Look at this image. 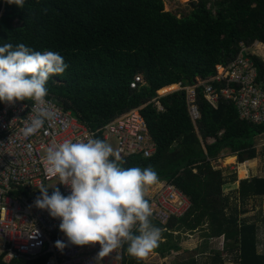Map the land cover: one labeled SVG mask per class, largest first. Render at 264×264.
<instances>
[{"label":"trees","instance_id":"obj_1","mask_svg":"<svg viewBox=\"0 0 264 264\" xmlns=\"http://www.w3.org/2000/svg\"><path fill=\"white\" fill-rule=\"evenodd\" d=\"M189 1L191 10L178 15L165 9L164 0H25L23 8L0 0V46L24 43L36 51L58 52L68 67L50 76L48 96L92 130L140 107L156 150L148 157L121 156L123 166L152 167L159 181L172 182L190 200L188 211L165 225L151 219L163 237L152 251L164 257L178 248L181 233L202 230L207 239H224L213 262L264 264L259 224L242 217L245 209L224 193L236 173L227 178L213 163L224 154L237 156L238 162L257 157L256 138L264 139V122L241 119L233 100L210 102L202 87L195 122L184 90L158 95L161 88L175 87L164 88L168 85L215 75L217 66L231 62L242 46L264 88V60L250 52L255 42L264 45V0ZM136 75L143 82L131 87ZM235 190L242 203L264 196V175L239 180ZM191 258L188 264H196ZM0 264H45V257L0 258ZM123 264L143 261L126 253Z\"/></svg>","mask_w":264,"mask_h":264},{"label":"built area","instance_id":"obj_2","mask_svg":"<svg viewBox=\"0 0 264 264\" xmlns=\"http://www.w3.org/2000/svg\"><path fill=\"white\" fill-rule=\"evenodd\" d=\"M256 67L248 56V48L241 51L229 63L218 65L215 75L198 79L194 84L168 85L184 90L188 113L193 122L200 117L197 105L198 88L212 103L219 99L233 100L241 119L253 124L264 122V88L256 80ZM141 75H136L131 87L142 83ZM217 84L215 86L214 84ZM158 91L162 96L172 91ZM173 89V88H172ZM58 109L54 121H46L35 135L25 138L22 129L30 123L34 115L31 100L16 101L14 104H0V258L9 262L13 259H35L45 257V264H96L100 251L99 244L76 246L69 244L59 230V218H53L46 209L35 207L34 201L40 196L41 184L59 188L62 195L70 194V188L60 184L58 177L46 174L43 157L49 147L65 139L76 142L89 135L112 145L121 156L142 153L151 156L156 145L150 137L147 124L139 108L124 112L102 127L92 130L85 123L65 110L52 97L45 98ZM154 98L158 110L162 105ZM264 144V143H263ZM145 198L152 208V217L165 225L170 218L184 215L189 207V198L172 182L159 181L150 186ZM38 230V235L29 238ZM135 231V229H134ZM57 240L67 246L61 251L54 245ZM125 246L104 257L100 264H123L126 257Z\"/></svg>","mask_w":264,"mask_h":264},{"label":"clouds","instance_id":"obj_3","mask_svg":"<svg viewBox=\"0 0 264 264\" xmlns=\"http://www.w3.org/2000/svg\"><path fill=\"white\" fill-rule=\"evenodd\" d=\"M7 2L23 8L25 0ZM67 67L58 52L36 51L24 43L0 46V102L34 103V115L22 129L25 138L56 119L59 110L45 99L46 84L50 76L64 73ZM43 162L46 174L58 177L70 194L64 196L54 186L49 195V187L41 184L35 207L60 219L59 230L69 244H99L96 264L125 245L130 256L141 259L158 246L161 229L152 224V208L145 198L148 187L159 182L152 167L125 168L123 158L110 144L91 135L86 141L65 139L54 144ZM36 235L34 229L29 238ZM54 246L62 251L67 245L57 240Z\"/></svg>","mask_w":264,"mask_h":264},{"label":"rangeland","instance_id":"obj_4","mask_svg":"<svg viewBox=\"0 0 264 264\" xmlns=\"http://www.w3.org/2000/svg\"><path fill=\"white\" fill-rule=\"evenodd\" d=\"M164 4L166 10L173 11L178 15L181 13H188L192 8L189 0H164ZM250 52L257 54L264 60L263 44L258 45L255 42V46L250 48ZM174 89H177L176 86L173 89L166 90L164 93L173 91ZM263 143V136L256 138L257 157L251 160L238 162L237 156L224 154L223 157H220L213 162L217 168L222 169L223 174L227 178H230L233 173H236V181L227 184L224 187V193L230 196L231 202L236 204L239 210L245 209V212L241 214L242 217L248 221L253 220L259 224V251L264 249V196L250 198L242 203L238 198V193L235 189L239 180L251 176H262L264 174ZM244 166L247 173L241 175L240 170H243ZM152 188L149 186L146 193H149ZM201 231L202 230H196L194 232L181 233L180 238L178 239V248L176 250H172L164 257H161L156 252L151 251L147 257L141 259L143 264H188V262H191V257L195 259L196 264H219L217 261L213 262L214 260L212 259V255L216 251L223 250V237L217 239H207L202 236ZM176 234L177 233H175V235ZM174 239L176 240L177 238ZM160 241H163V237H161ZM222 255L224 256L225 252H223ZM225 264L237 263L232 259L228 260V258H226Z\"/></svg>","mask_w":264,"mask_h":264},{"label":"crops","instance_id":"obj_5","mask_svg":"<svg viewBox=\"0 0 264 264\" xmlns=\"http://www.w3.org/2000/svg\"><path fill=\"white\" fill-rule=\"evenodd\" d=\"M256 44H258V45H259V44H262V43H259V42H257ZM254 46H255V44H253V46H252V47H254ZM240 172H241V173H240L241 175H244V174H246V173H247V172H246V169H245V166H244L243 170H240ZM263 175H264V174H263ZM263 175H262V176H263Z\"/></svg>","mask_w":264,"mask_h":264}]
</instances>
